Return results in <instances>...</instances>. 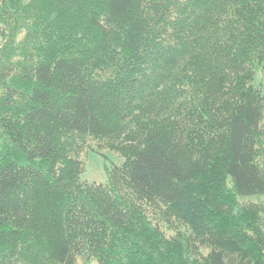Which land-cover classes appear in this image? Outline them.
I'll use <instances>...</instances> for the list:
<instances>
[{"label": "trees", "instance_id": "1", "mask_svg": "<svg viewBox=\"0 0 264 264\" xmlns=\"http://www.w3.org/2000/svg\"><path fill=\"white\" fill-rule=\"evenodd\" d=\"M262 66L264 0H0V264H264Z\"/></svg>", "mask_w": 264, "mask_h": 264}, {"label": "rangeland", "instance_id": "2", "mask_svg": "<svg viewBox=\"0 0 264 264\" xmlns=\"http://www.w3.org/2000/svg\"><path fill=\"white\" fill-rule=\"evenodd\" d=\"M254 85L264 87V66L256 69ZM94 149L87 150L83 155V159L85 160V171L81 176V180L88 183L105 184L107 181L106 170L113 165L120 164L122 159L111 152H96ZM242 202L260 204L264 202V196L245 199L242 200ZM78 264L97 263L80 257L78 258Z\"/></svg>", "mask_w": 264, "mask_h": 264}]
</instances>
